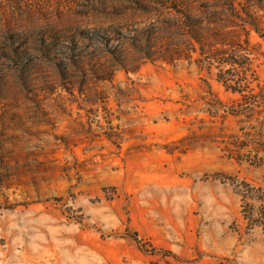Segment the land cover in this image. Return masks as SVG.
<instances>
[{"label":"rangeland","instance_id":"1","mask_svg":"<svg viewBox=\"0 0 264 264\" xmlns=\"http://www.w3.org/2000/svg\"><path fill=\"white\" fill-rule=\"evenodd\" d=\"M213 11L225 34L244 40L251 16L264 37V0H0V264H264L235 188H264V163L224 151L256 124L227 114L240 95L177 28ZM114 48L130 69L154 61L126 73ZM47 53L94 55L83 96L78 69L64 80Z\"/></svg>","mask_w":264,"mask_h":264},{"label":"trees","instance_id":"2","mask_svg":"<svg viewBox=\"0 0 264 264\" xmlns=\"http://www.w3.org/2000/svg\"><path fill=\"white\" fill-rule=\"evenodd\" d=\"M207 16L208 18L202 17V15L198 18H193L189 14H186L183 18H180L177 28L180 29L185 38L189 39L188 45L190 49L187 52L189 54L196 53L194 43L198 44L200 48L198 54L201 56L199 62L203 65L207 64L209 68L215 67L218 70L216 80L223 85L226 91L240 95L239 101L230 107L231 109H229L227 114L234 117H242L246 121H254L256 124L251 128L253 132H243V129H240L243 139L239 140L236 137L234 143L230 144L231 147H225L224 151L227 154V158L234 159L239 163H248L253 167L261 166L264 163V80L258 82L255 88H250L249 86L253 82V72L250 68L252 61H260V64L264 66V50H262L264 46L255 44L252 46L253 49L250 50L249 48L251 47L248 39L250 31H245L246 25H249L250 30H253L264 40L260 24L255 17L251 18V16L249 18L253 19V23L243 21L241 26L246 38L241 40L239 35H234L235 32L230 36L222 31L224 19L221 18L220 12H208ZM233 16L238 17L239 13L237 12ZM202 31H208L209 36L203 35ZM145 41L147 39H142L141 42ZM42 46V51L50 50L51 48L44 39H42ZM12 48H14V51H11ZM19 48L16 45H11L7 49L9 53L13 52L18 56L20 54L19 51L22 50ZM35 51L41 50L33 48L30 52L33 53ZM74 54L47 53V55H44V58L49 61L51 59L59 61L58 63H54L55 68H58L56 70L61 77H64V80H66V76L71 77L74 68L78 69L82 75L80 76L81 89L78 92L83 96L91 75L98 76L93 68H85V64L92 61L94 55L80 57ZM107 54L109 60L117 64L120 70L126 73L131 71L136 72L144 62L154 61V55L149 51L145 55L146 57L141 55L142 59L136 57L138 61H134L135 66L130 69L124 61L125 56L121 55L115 48L112 51L108 49ZM9 58L11 57L9 56ZM159 60L165 63H172L180 59L174 56H163ZM109 68L111 67L107 65L104 66V71H100L103 73L101 77L97 78L98 82L112 80L115 70ZM61 88L68 93L73 92L71 84L67 85L64 83ZM85 97L90 96L86 95ZM107 138L110 139V137ZM235 188L237 195L242 201L244 220L249 225L260 228L264 235V188L252 186L246 181L235 185Z\"/></svg>","mask_w":264,"mask_h":264}]
</instances>
